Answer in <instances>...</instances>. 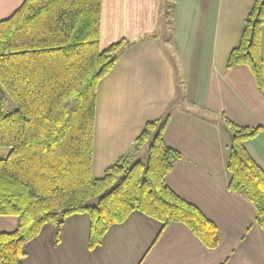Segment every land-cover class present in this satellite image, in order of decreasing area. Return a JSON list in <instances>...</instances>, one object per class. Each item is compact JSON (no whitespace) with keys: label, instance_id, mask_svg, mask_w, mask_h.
Wrapping results in <instances>:
<instances>
[{"label":"crops","instance_id":"0c3cea01","mask_svg":"<svg viewBox=\"0 0 264 264\" xmlns=\"http://www.w3.org/2000/svg\"><path fill=\"white\" fill-rule=\"evenodd\" d=\"M23 1L0 0V21ZM162 1L101 0L99 49L123 38L131 44L97 85L91 177L100 178L129 153L145 123L167 109L163 140L181 157L166 184L217 227L219 246L207 250L180 223L160 232L159 221L133 211L89 249V217L74 214L61 227L58 244L54 227L44 225L26 243L22 264H264L256 211L228 190L223 124L224 116L237 127L260 128L244 147L264 171V91L247 66L226 68L254 0H170L166 29L159 24ZM260 54L264 77V24ZM15 226V217L0 216V232Z\"/></svg>","mask_w":264,"mask_h":264},{"label":"trees","instance_id":"16d2710c","mask_svg":"<svg viewBox=\"0 0 264 264\" xmlns=\"http://www.w3.org/2000/svg\"><path fill=\"white\" fill-rule=\"evenodd\" d=\"M100 10L101 0H24L0 21V147L10 149L0 158V216L16 218L13 231L0 232V264H22L26 243L46 224L58 244L74 214L89 217V249L133 211L159 221L160 232L184 225L207 250L221 242L217 227L166 184L181 157L163 140L168 112L146 122L131 151L100 178L91 177L97 85L131 44L123 38L99 49ZM263 24L264 0H254L226 61V68L247 66L261 92ZM4 93L16 105L8 113ZM223 120L228 190L251 202L264 229V171L244 147L260 128Z\"/></svg>","mask_w":264,"mask_h":264},{"label":"rangeland","instance_id":"374dc122","mask_svg":"<svg viewBox=\"0 0 264 264\" xmlns=\"http://www.w3.org/2000/svg\"><path fill=\"white\" fill-rule=\"evenodd\" d=\"M170 10H171L170 0H163L162 3H161L160 13H159V24H160V26L163 24L165 29L169 28L168 27L169 26L168 13L170 12ZM111 70L109 71V73L111 72ZM105 77H103V78H105ZM97 89H98V87H97ZM4 94H5V103L3 105V111L5 113H8V112L13 111L14 109H16V105L6 93H4ZM172 105L173 104L167 105L166 108L171 107ZM165 111L167 112V109ZM162 115L164 116L165 112H163ZM162 115H161V117H163ZM9 151H10L9 148L0 147V158L6 157L7 154L9 153Z\"/></svg>","mask_w":264,"mask_h":264}]
</instances>
